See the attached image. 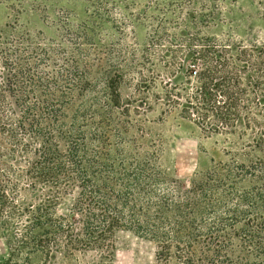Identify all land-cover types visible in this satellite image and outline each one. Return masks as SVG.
<instances>
[{"label": "trees", "instance_id": "1", "mask_svg": "<svg viewBox=\"0 0 264 264\" xmlns=\"http://www.w3.org/2000/svg\"><path fill=\"white\" fill-rule=\"evenodd\" d=\"M257 4L259 28L214 33L221 13L200 0L176 32L154 30L137 63L105 69L98 91L75 67L45 78L0 33L3 264L88 252L92 264H108L120 229L155 242L157 264H264V0ZM154 106L222 137L223 158L185 191L154 170L153 152L127 150L121 125L134 128ZM73 192L76 216L58 215Z\"/></svg>", "mask_w": 264, "mask_h": 264}, {"label": "rangeland", "instance_id": "2", "mask_svg": "<svg viewBox=\"0 0 264 264\" xmlns=\"http://www.w3.org/2000/svg\"><path fill=\"white\" fill-rule=\"evenodd\" d=\"M201 2L221 13L219 22H223L214 27V33L227 31L231 26L245 30L251 22L259 28L258 22L251 21L257 13V0ZM199 4L197 0L184 9V0H0V33L10 48L16 49L19 56L28 57L45 78H60L65 74L63 68L75 67L83 74L82 81L95 84L98 91L103 87L105 69L113 64L121 66L124 61L137 63L154 30L166 28L171 35L185 14L197 10ZM66 79L69 75L63 78ZM77 92L75 88L71 90L74 104L81 100ZM156 92H160L158 87ZM128 93L122 88V96ZM139 120L134 128L121 125L131 138L127 150L138 156L153 152L154 170L182 191L191 188L196 176L212 166L211 160L223 158L222 137L201 133L177 110L164 114L154 106L144 111ZM76 197V192L64 196L56 213L75 217ZM113 244L108 264H157V244L129 230H117ZM94 258L93 253H80L53 264H92ZM5 259L6 248L0 236V264Z\"/></svg>", "mask_w": 264, "mask_h": 264}]
</instances>
